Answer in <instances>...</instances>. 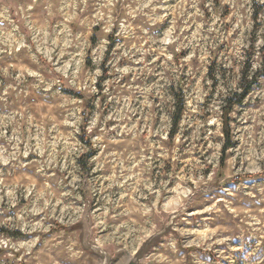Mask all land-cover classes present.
Segmentation results:
<instances>
[{
    "label": "rangeland",
    "instance_id": "obj_1",
    "mask_svg": "<svg viewBox=\"0 0 264 264\" xmlns=\"http://www.w3.org/2000/svg\"><path fill=\"white\" fill-rule=\"evenodd\" d=\"M107 2L0 0V130L13 137L14 128L19 129L21 152L26 142L35 145L42 138L41 156L56 152L65 143L75 153L78 141L86 151L74 162L83 170L92 161L87 181L91 182L88 191L93 193L85 200L82 189L71 192L73 186L68 181L72 177L68 176L66 186L44 211L28 214L19 227L0 224V239L19 246L0 247V264H27V255L20 258L23 246L39 234L41 225L47 235L49 223L59 225L66 238L78 242L73 250L78 248L82 255L74 264H126L136 252L140 254L138 264H264V125L259 123L264 115L253 118L264 110L258 95L264 92V0H164L165 6L157 11L163 16L159 21L161 39L169 43L158 55L137 51L136 38L141 35L137 25L146 27L139 16L131 14L137 0H123V14L118 18L116 12L122 5L112 0L108 31V9L99 6ZM168 6L173 11H168ZM117 19L130 24L131 31L125 28L124 35L118 36L121 26ZM181 43L185 46L177 48ZM93 52L99 58V69L93 65ZM114 53L115 70L109 63ZM167 57L183 69L179 82L152 89L160 94L147 95L145 104V96L139 91L133 95L131 90L151 89L158 79L164 84L158 75L160 68L148 72L144 66L149 61L164 65L169 63ZM52 63L56 73L68 81L63 91L80 106L81 115L85 109L93 114L102 109L99 120L107 118L116 133L112 143L124 145L115 151L127 155L133 145L142 149L143 159L137 156L140 163L133 171H127L132 165L125 162L126 176L118 175L107 161L97 168L100 152L90 147L95 135L78 136L73 141L69 136L74 119L71 109L67 105L58 109L42 94L43 89L32 87L38 77L48 78L42 65ZM243 70L246 81L254 75L256 79L242 101L225 113L227 99L241 92ZM96 71L101 75L96 76ZM125 99L135 115H124ZM138 105L141 110H136ZM117 113L119 118L113 119ZM125 127L130 131L125 133ZM249 130V147H254L256 154L245 153L242 158L241 138ZM56 140L60 143L53 142ZM137 140L152 143L145 149ZM0 145L12 151L2 136ZM3 155L0 151V158ZM36 155L26 153L18 159L32 160ZM144 160L149 161L146 166ZM12 163L0 164V177L21 184L43 183L31 171H12ZM109 177H115V182ZM165 184L166 189L162 187ZM8 191L0 192L5 208ZM23 191V187L16 188L19 202L0 213V219L20 215L18 210L29 199L40 204L47 198L42 193L36 201L31 194L21 196ZM80 209L86 211L88 220L100 218L92 223L110 226L116 221V227L104 228L95 238L89 233L85 248L79 241L82 231L91 225L86 226L82 215L77 219ZM45 212L47 220H42ZM27 224H31V232L25 230ZM38 247L34 245L33 252Z\"/></svg>",
    "mask_w": 264,
    "mask_h": 264
},
{
    "label": "clouds",
    "instance_id": "obj_2",
    "mask_svg": "<svg viewBox=\"0 0 264 264\" xmlns=\"http://www.w3.org/2000/svg\"><path fill=\"white\" fill-rule=\"evenodd\" d=\"M119 2L121 3L122 6L116 12L117 18L123 14V10H124L123 0H119ZM97 3L99 4V0H97ZM99 6L108 9L107 15L109 19L107 20V24L109 25V27L105 29L106 31H108L110 30L112 24V16H111L113 9L112 0H108L107 3L100 4ZM164 6H165L164 0H137V8L133 10L131 14L139 16L141 23L143 25H146V27H140V25H137V27H139L141 32V35L136 38L137 44H139V47H137V51H141L142 53L145 54L152 53L153 55H158L169 43L166 39H161L160 36L159 21L163 19V16L160 15L157 10L163 8ZM145 9H147V11H145ZM167 10L170 12L173 11L171 6H168ZM3 15L5 19L8 18L7 8L4 9ZM116 23L121 26L120 31L117 33L118 36L124 35L125 28L131 31L130 24L125 25L119 19L116 20ZM166 35L167 34L165 33V36ZM144 44L148 45L147 48H144ZM126 45L127 42H125L124 45H121V47H125ZM77 46L79 47V42ZM135 46L136 45H133V47ZM184 46L185 45L181 43L177 45V48ZM101 47H103V45H101ZM125 55L127 54L125 53ZM130 58L131 57H129V59ZM81 59H82V53H81ZM92 59L95 69H99L100 68L99 58L96 57L94 52L92 53ZM167 59L169 63H165L164 65L153 64L151 61L145 64L144 67L148 72H153V70L156 68L161 69V72L158 75L160 79H163L164 84H160L158 79L156 84L152 85L151 89L147 86H145L143 89L133 88L131 90L133 95H135V93L139 91L141 95L145 96V100L143 101V103L146 104L148 102L147 95L151 94L154 96L156 94H160L159 91L153 92L152 89H157V90L163 89L165 85L170 84L172 81L179 82V73L182 72L183 69L180 68L176 64V61L172 60L171 57H167ZM75 60L76 57L73 56V61L75 62ZM115 62H116V56L114 53L113 59L109 61V63L113 65V69ZM148 65H151V67H149ZM42 67L45 72V75L48 78L44 79L42 77H38L39 82L34 83L32 87L34 89H43L42 94L48 97L49 99H51L52 101H54L55 106L58 109L64 110L66 105L71 109L70 116L73 117L74 119L72 121L73 128L71 132H69V136H71L72 140L77 141L78 136L90 137L92 135H95V139L91 143L90 147L93 151L100 152V156L96 158L97 168L103 167L104 163L107 161L109 162L110 167H112L113 170L116 171L118 175L126 176L125 162L127 161L130 165H132V167L128 168L127 171H133V169L140 163V161L137 160V156L143 159L142 149L133 145L132 148H129L127 150V155H125L122 152L115 151V149L123 148L124 145L123 144L116 145L112 143V139L113 137H115L116 133L113 132L112 129L108 126L107 118L103 120H99V113L102 112V109H97V112L95 114L89 113L85 109L83 115H81L80 106L75 101L70 100L68 94L63 91L68 81L56 73L55 71L56 64L55 63L44 64L42 65ZM88 75H89V79H91L92 70L89 71ZM95 75L100 76L101 73L99 71H96ZM188 78L189 79L191 78V73H189ZM71 79L75 80V77H71ZM89 87L91 89V85ZM229 87H234V85L230 84ZM209 88H211V85H209ZM105 91H107V89H105ZM258 95L262 98L260 104L262 106V109H264V92H261ZM136 100L139 101V97H136ZM162 101H163V97H162ZM136 110H141L139 108V105ZM122 111L125 116H128L129 114L135 115V111L128 107L127 99H125L124 107ZM260 115H264V110L255 113L253 115V118L255 119L257 116ZM117 118H119V113L113 116V119H117ZM245 118L246 116L239 117L238 119H245ZM97 121H99V123H97ZM125 123H128V121H125ZM259 123L264 125V121H260ZM101 125L103 126L101 127ZM53 127H55V125H53ZM93 130H95V132H93ZM117 130H119V128ZM123 131L127 133L130 131V129L128 127H125ZM139 131H140L139 129H136L137 133H139ZM18 133H19V129L14 128L13 137H8L3 130H0V136L8 140L9 146L12 148V151L9 152L7 148H5L3 145H0V151H2L4 154L3 157L0 158V164H9V162L12 161L14 162L10 164V168L12 171L19 173H23L25 171H31L32 175L39 176V178L43 183H41L39 186L31 182L27 184H21L20 181H8L3 177H0V185L3 186L0 187V192H2L5 188H9V191L7 193V195L9 196L8 208H11L14 202L15 203L19 202L14 195L17 187L25 188V191L21 192V196H27L31 194L36 201H40L41 199L40 194L46 193L47 198L44 199L40 204H35L33 199H29L28 202L18 210L20 215L10 216L7 219H0V224H13L16 227H19L21 224H24V221L27 218L28 214L32 213L33 211H44V209L50 203H52L53 197L58 194L59 189L66 186L64 185V181L68 179V176L72 177V179L68 181V183H71L73 186L71 192L74 193L76 188L82 189L85 192V200H87L88 197L93 194L92 192L88 191L89 187H91V182L87 181L88 175L91 174L89 169H91L92 161L89 160L88 166L85 167L83 170H81L74 162L77 156H79L80 154L86 151L83 145H79V142L77 141L74 147L78 146V151L74 153L72 148H69L67 146V143H65L56 152H49L46 155L41 156L39 155V153L42 150V146H43L42 138L37 139L35 145L31 144L30 142H26L24 152H21L18 147L20 143V137L19 135H17ZM48 136L49 138H51L52 136L51 131L48 132ZM250 136H252L251 130H249L246 136L241 138L242 142L239 150V155L242 158L245 156V153H248L252 156L256 154L254 147H249ZM262 138H264V134H262ZM53 142L60 143L59 140ZM125 143H127V141H125ZM137 143H143V148L147 149L149 144H151L152 142L151 141L143 142L137 140ZM233 143H235V140H233ZM31 152H35L37 154L32 160L18 159V157H23L25 156L26 153H31ZM57 156H59V159H57ZM84 159H87V157H84ZM81 163L83 164V160L81 161ZM148 163H149L148 160H144L145 166ZM115 165H119V167L116 168ZM47 169H55V171L49 172L47 171ZM65 173H67V175H65ZM77 173H79V175ZM109 179L111 182H115V177H109ZM128 179H130V177H128ZM77 181H79V183H77ZM50 184L55 185L56 188L53 189V187H51ZM162 187L166 189L167 185L165 184ZM33 189H35L36 191L32 192ZM60 195H64V193H60ZM2 201H3V196H0V202ZM8 208H5L3 204L0 203V213L7 212ZM81 215L85 217L86 226L91 225V227H86L82 231V235L79 241V243L85 248H87L89 244V239H90L89 233L91 234V238H95L97 233L102 231L104 228L116 227V223H117L116 221H113L110 226L103 223L98 225L92 223L93 220H98L100 218L92 217V220H88L87 219L88 214L84 209L79 210V215H77V219H80ZM47 216L48 213L45 212V215L41 217V219L47 220ZM49 229L50 230L48 231L47 235H44L45 227L41 225L39 234L36 237L31 238L30 242L23 246L24 251L21 253L20 258L24 259L25 255H27V264H74L76 258L82 255V253L79 251L78 248L75 251L73 250L74 248H76L78 242L76 240H71L70 238H66L64 236V233L59 230L60 229L59 225L49 223ZM25 230L27 232H31L33 230L31 224L25 225ZM68 231H71V229L69 228ZM41 237L43 238L41 239ZM37 244H39V247L36 249L35 252H33V246ZM0 247L18 248L19 246L12 244L10 241L5 242L2 239H0Z\"/></svg>",
    "mask_w": 264,
    "mask_h": 264
},
{
    "label": "trees",
    "instance_id": "obj_3",
    "mask_svg": "<svg viewBox=\"0 0 264 264\" xmlns=\"http://www.w3.org/2000/svg\"><path fill=\"white\" fill-rule=\"evenodd\" d=\"M244 74H245V76H246V70H243V72H242V75H243V76H242V78H241V80H240L241 92H239V93H235V94H233L232 97H229V98L227 99L228 106H227V110H226L225 113L228 112V109H229L232 105H234V104H236V103H240V102L242 101L243 97H244L245 94L248 92V90H249V88H250L252 82L255 81V79H256V76L254 75L252 78H250L249 80L246 81V80L244 79ZM179 113H180V107H179V109L177 110V114H176V117H175V120H174L175 123H176L177 120H178V115H179ZM225 124L227 125L226 120H225ZM225 134H227V132H225Z\"/></svg>",
    "mask_w": 264,
    "mask_h": 264
},
{
    "label": "water",
    "instance_id": "obj_4",
    "mask_svg": "<svg viewBox=\"0 0 264 264\" xmlns=\"http://www.w3.org/2000/svg\"><path fill=\"white\" fill-rule=\"evenodd\" d=\"M160 232L157 233V235H159ZM153 238V236H151L146 242L144 245H147V243ZM139 252H136L134 256H132L126 264H138L139 262V256L140 254H138Z\"/></svg>",
    "mask_w": 264,
    "mask_h": 264
}]
</instances>
